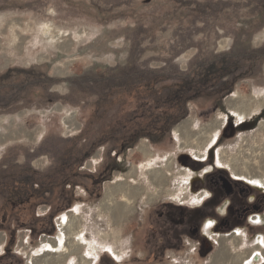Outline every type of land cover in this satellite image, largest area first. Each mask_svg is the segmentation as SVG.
Instances as JSON below:
<instances>
[{
	"label": "rangeland",
	"instance_id": "1",
	"mask_svg": "<svg viewBox=\"0 0 264 264\" xmlns=\"http://www.w3.org/2000/svg\"><path fill=\"white\" fill-rule=\"evenodd\" d=\"M263 2L0 0V76L9 70H16V75L31 70L25 74L30 80L45 76L51 79L40 88L28 85L19 93L16 86H6L8 82L13 84L11 75L5 81L0 77V254L6 246L12 248L11 252L18 253H11L9 258L0 261L82 264V258L89 257V264H93L100 256L111 258H107L108 253L118 259L129 256V235L136 221L130 219L129 213L119 216L118 209L112 213L103 206L107 187L123 184L113 195L114 203L112 200L110 204L117 208L118 202L125 204L126 200L122 199L127 197L130 213L137 196L136 212L144 201L152 202V198H155L153 201L161 197L163 200L186 201L192 198L189 181L203 168L202 165H188L185 157L189 153L204 159L208 152L210 160L228 168L233 175L264 179V62L256 65L250 60L246 65L252 63L256 66L248 70L244 65L237 72L241 75L233 91L223 99V106H218L217 98L208 96L210 87L196 101L189 103L188 115L173 127L171 137L162 138L154 143L155 146L150 139L142 137L136 146L118 156L117 164L105 166L112 167L113 171L101 185L100 199L96 200L97 196L91 192L95 188L96 173L104 167L106 150L103 146L95 149L84 161H72L67 165L58 162L65 147L69 146L67 140L78 135L84 126L82 109L88 116L96 97L83 92L86 99L81 101L78 90L71 95V78L88 71L98 73L128 68L130 63L140 69L187 72L215 55L232 50L237 56L247 55L264 45ZM56 95L67 97V100L50 103ZM239 99H245L250 109L244 117L238 115L242 107ZM128 102L133 104L130 109H135L132 99L128 98ZM144 113L145 109L135 112L136 121L143 123ZM229 118L232 122L248 120L243 123L244 129H238L231 138L222 135L210 149ZM252 121L255 122L252 124ZM182 124L184 127L178 131ZM124 131L127 129L121 130ZM142 144L147 145L153 154L151 157L141 151ZM15 165L26 169L16 173L17 166L12 168ZM31 168L39 172L35 178L42 179L46 185L55 184V187L41 190L44 197H38L35 203L32 200L30 204L19 201L12 207L6 200L8 191L16 180L29 174ZM158 169L165 173L162 185L152 181L151 171ZM66 182L70 188L65 187ZM132 188H136L135 197L131 195ZM43 201L45 204L41 203ZM72 203L74 205L69 208ZM48 204L55 208L49 211ZM54 211L56 217L52 222L51 213ZM155 211L145 226V240L132 248L140 257H145L147 252L143 246L152 236L153 227L149 223L158 222ZM65 216L75 217L71 229L78 232L66 242L73 249L75 243H81L78 236L82 235L85 242L75 253H67L64 257L65 250L61 249V258L43 261L50 253L46 250L45 240L60 237L59 224ZM53 225L57 228L56 234L51 232ZM10 231L15 235V245H7ZM251 233L242 241V231H239L228 237L232 241L227 239L223 243L216 236L219 244L205 256L186 248L182 253L170 251L169 255L178 261H151L147 264H240L241 261H230L229 254L233 252L234 257H246L258 238L252 237ZM191 244L193 247L194 242ZM19 254L25 257L23 263ZM218 255H224L226 259L221 256L215 261ZM259 261L262 263L264 259ZM127 264L145 262L127 261Z\"/></svg>",
	"mask_w": 264,
	"mask_h": 264
},
{
	"label": "trees",
	"instance_id": "2",
	"mask_svg": "<svg viewBox=\"0 0 264 264\" xmlns=\"http://www.w3.org/2000/svg\"><path fill=\"white\" fill-rule=\"evenodd\" d=\"M242 60L243 62H241ZM247 60L255 62L256 65L262 64L264 62V45L251 50L247 55L245 53L244 56H237L234 50L215 55L206 60L205 63L195 65L187 72H180L176 69L169 72L140 69L134 63H130L128 68L98 73L88 71L71 78L69 80L72 88L71 95L78 90L81 92L79 97L81 101L86 99V97L83 98V92H90L96 97L95 101L91 103L93 107L88 116L82 109L81 120L84 126L78 135L67 140L69 146L65 147L60 156L61 161L58 160V162L67 165L71 164L72 161L75 163L84 161L92 155L95 149L103 146L106 150V158L103 159L104 167L96 173L95 188L93 187L95 191L92 189L91 192L97 196L96 200L100 199L102 195L101 185L105 179L112 175L113 171L112 167L108 169L105 166L117 164L118 156L136 146L142 137L150 139L153 146L162 138L171 137L173 127L188 115L189 103L196 101L210 87L212 88L207 91L208 96L217 98L218 106H223V99L233 91L241 75H237V72L248 64ZM255 66L250 63L247 69ZM9 71L0 77L2 81H5L8 75H11L14 79L13 84L8 82L6 86H16L19 93L23 92L28 85L32 88L35 86L40 88L51 81L47 76L40 80H30L25 74L31 70L21 71L18 75H16V70ZM6 89L8 90V88ZM128 98L134 102L135 109H130L133 104L128 102ZM55 100H67V97L56 95L55 99H50V103ZM143 109H145L141 121L143 123H139L136 121L135 112ZM120 117H122L121 120H117ZM106 123L109 126L105 127ZM95 128H98L97 131H94ZM100 129L101 132L98 133ZM125 129L127 131L121 132ZM106 162H108L107 165H105ZM16 166L18 169L15 168ZM23 167L22 165H15L12 168H15L17 173L18 170L22 172L26 169ZM29 171V174H25L24 177L16 180L14 186L8 191L9 196L6 200L12 207L17 206L19 201L23 204H30L32 200L35 203L34 200L38 197L41 199L43 196L41 190H50L55 187V184L46 185L42 179L35 178V174L39 173L38 171L32 168ZM65 187L70 188V184L66 182ZM8 188L6 187L7 190ZM62 198L65 199V195ZM72 199V201L75 200ZM41 203L45 204L44 201ZM73 205V203L70 204L69 208ZM48 206L49 211L55 208L49 204ZM55 213V211L51 213L52 222L53 218L56 217ZM51 232L57 233L55 225H53ZM15 240V235L10 231L7 245H15Z\"/></svg>",
	"mask_w": 264,
	"mask_h": 264
},
{
	"label": "flooded vegetation",
	"instance_id": "3",
	"mask_svg": "<svg viewBox=\"0 0 264 264\" xmlns=\"http://www.w3.org/2000/svg\"><path fill=\"white\" fill-rule=\"evenodd\" d=\"M230 117H233V114ZM231 120L232 118L226 120L222 134L218 135L210 149L221 140L222 135L231 138L238 129H244L243 123L248 119H244L243 122ZM253 122L255 121H252V124ZM185 159L190 167L193 165L203 167L201 173L188 183L192 198L184 201L163 200L161 197L152 202L144 201L142 208L140 207L136 212L138 198L133 211L129 213L130 219L136 221L129 235V256L124 255L118 259L106 251L108 254L104 253L107 254V258H111L106 259V256H100L93 264H127V261H143L147 264L151 261H178L174 256L169 255L170 251L182 253L187 248L191 251L197 250L200 256H205L214 251L219 244L215 239L216 236L217 238L231 237L242 231L243 241L248 237V233H251L250 229H252V237L264 236V188L253 184L248 178L233 175L228 168L216 163L213 159L210 160L208 152L204 159H198L190 153ZM153 211L158 215V220L156 219L158 222L149 223L150 227H153L152 236L149 243L144 241L143 247L147 253L145 257H140L133 252L132 248L137 242L145 240V226L150 221ZM191 242H194L193 247ZM256 244L255 242L253 246ZM11 250L12 248L6 246L0 254V260L9 258L11 253L18 255L16 251L11 252ZM19 256L22 258L20 262L23 263L25 257L20 254ZM0 264H15V261L12 259L0 261Z\"/></svg>",
	"mask_w": 264,
	"mask_h": 264
},
{
	"label": "bare ground",
	"instance_id": "4",
	"mask_svg": "<svg viewBox=\"0 0 264 264\" xmlns=\"http://www.w3.org/2000/svg\"><path fill=\"white\" fill-rule=\"evenodd\" d=\"M239 105H242V107L240 106V110H239V113L238 115L240 117H244L246 114H247V111L248 110V104L246 102L245 99H239ZM190 122V121H189ZM214 125V124H213ZM181 127H184V124H182L180 127L177 128L178 131H181ZM206 129V128H205ZM208 129V128H207ZM184 131V130H183ZM183 135H186V133H184ZM141 151L144 153L145 156H149L151 157L153 154L150 153V150L148 149L147 145L146 144H142L141 147H140ZM171 162V159H169V163ZM153 173V174H152ZM151 177H152V181H157L158 184H163L164 180H165V173L162 171V170H154L151 171ZM248 177V176H247ZM248 179L255 185L257 186H260V187H263L264 186V179L263 178H259V177H256V176H252V177H248ZM120 187H123V184L122 183H118L117 186L115 185H109L106 189V195H105V201L103 202V206L111 211L112 213L116 212L115 209H118L117 210V214L119 216H123V215H126L128 213H130L131 211V208L130 206L128 205V202H130L127 197L123 198L122 201H125V204H122L123 202H118L117 204V208L115 207H112V203L111 201L113 200V195L114 193L116 192V190H120ZM130 188V187H129ZM264 188V187H263ZM136 192V188H132V193L131 195L135 197V193ZM155 199V198H154ZM153 198L151 199V201L154 200ZM128 201V202H127ZM113 203H114V200H113ZM73 218L75 217H68V216H65L62 221H60V224H59V227H60V230H61V234H60V237H57L55 239H51V238H47L45 241L47 243V252H50L49 253V256L47 255L46 256V259L43 260V261H48V259H57V258H61L62 256V253H61V249H64V257L67 255V253H75L79 250V247L80 245H82L83 242H85L83 239H82V235L81 236H78L79 239L81 240V243H75V246H74V249L73 247L70 246L69 243L66 242L67 239H71L73 238L74 234H77L78 232H72V227L73 224H74V221ZM254 219V218H253ZM256 219V218H255ZM254 219V220H255ZM257 221V220H256ZM254 222V221H253ZM210 226V225H209ZM208 226V227H209ZM207 230V229H206ZM206 232V231H205ZM208 232V231H207ZM237 236V235H235ZM44 241V242H45ZM257 242L259 243V245L261 244H264V238L262 236H259L257 238ZM263 246V245H262ZM71 248V249H70ZM263 248V247H262ZM75 251V252H74ZM61 253V254H59ZM256 255H258L257 259L262 257L259 249H257L255 251ZM119 257V255H117ZM86 258V259H85ZM263 258V257H262ZM82 264H89L91 262L90 258L89 257H83L82 258ZM248 261V259L246 260ZM32 264H40V263H32ZM44 264H48V263H44Z\"/></svg>",
	"mask_w": 264,
	"mask_h": 264
},
{
	"label": "crops",
	"instance_id": "5",
	"mask_svg": "<svg viewBox=\"0 0 264 264\" xmlns=\"http://www.w3.org/2000/svg\"><path fill=\"white\" fill-rule=\"evenodd\" d=\"M127 192L129 191V188H127V190H126ZM135 199H138V196L135 198ZM263 238H264V236H262ZM230 238V237H229ZM228 237H226V236H221V237H219V238H217L218 239V241H220V242H225V240H227V239H229ZM230 241H232V239H229ZM256 245L254 246V249H252L251 250V252L245 257L244 255H239V256H237V257H234L233 256V252L232 253H230L229 255H230V261H234L235 263H237L238 261H241L240 262V264H255V262H259V264H264V261H262V263H260V261H259V259L260 258H262V259H264V244H261V245H259V243L256 241ZM263 245V246H262ZM224 247V246H223ZM263 247V248H262ZM226 249V247L224 248V250ZM257 249H259V251H260V253H261V255H262V257H260V258H256V257H258V255H256V253H255V251L257 250ZM224 255L226 256V254H225V252H224ZM224 255H218V256H216L215 257V261L217 260H219L220 258H221V256L222 257H224L225 258V256ZM226 259V258H225ZM248 259V261H246ZM258 260V261H257ZM246 262V263H245Z\"/></svg>",
	"mask_w": 264,
	"mask_h": 264
}]
</instances>
